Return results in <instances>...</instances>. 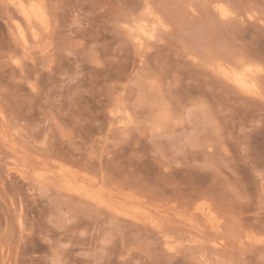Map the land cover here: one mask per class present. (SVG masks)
<instances>
[{"label":"rangeland","instance_id":"obj_1","mask_svg":"<svg viewBox=\"0 0 264 264\" xmlns=\"http://www.w3.org/2000/svg\"><path fill=\"white\" fill-rule=\"evenodd\" d=\"M150 2L166 25L141 50L130 29ZM48 4L53 31L40 40L34 59L16 49L0 19V103L10 140L33 158L55 159L78 172L83 168L80 174L88 172L101 183L108 179L106 187L124 186L151 202H179L186 213L207 199L227 227L219 237L210 233L202 239L173 225L166 234L206 244L167 250L162 235L149 227L78 197L46 189L30 193L33 186L13 171V160L0 145L2 241L15 248L30 232L27 245L36 248L21 253L18 264H200L207 258L209 264H264V246H251L245 238L250 231L264 238V73L263 96L254 98L215 72L219 63L264 68V0ZM218 4L230 17L217 13ZM2 10L0 5L5 17ZM120 109L131 122L128 129L114 119ZM19 192L27 199L24 231L12 223L5 237L11 213L3 201ZM211 240L226 243L215 248Z\"/></svg>","mask_w":264,"mask_h":264},{"label":"bare ground","instance_id":"obj_2","mask_svg":"<svg viewBox=\"0 0 264 264\" xmlns=\"http://www.w3.org/2000/svg\"><path fill=\"white\" fill-rule=\"evenodd\" d=\"M220 2H222V1H220ZM34 4L37 5V8H35V9H33V7H32V5H34ZM0 5L3 8L2 11L3 12L5 11V17H0V19L2 18L3 25H5L7 32H8V35L10 37V40L13 42L16 49L23 51L26 54L25 56L27 58L31 59V58L35 57L34 54H35V51L40 46L39 45L40 40L43 37L45 38V36L49 35L53 31L52 30V19H51V15H50L51 11L49 10L48 0H0ZM21 5L23 7H20ZM145 5H146V3H145ZM152 5L153 4H151V2L147 4L149 14L144 15V18H142V19L138 18L140 20H139V22H138V20L136 21L137 22L136 25H143L145 30L149 33L155 27L156 31L158 33V30L161 29L158 26L161 23H163V25L165 27L166 24L164 23V20L160 16V14L156 12L158 9L156 10L155 9L156 7L154 8ZM215 9L217 10V13H219L224 18H228L231 15V13L228 11V9L223 7V5L220 6L218 4L217 6H215ZM11 12H13L14 15H11ZM129 22L131 23V21H129ZM132 29H136L134 31L136 33V35H134V36L144 41V48H145L146 44H148L149 41L146 40L144 35L136 28V26H135V28H132ZM136 46H137V48L141 49L137 44H136ZM41 52H45V50H42ZM17 56H19V55H17ZM16 65L20 68L21 67V61L16 59ZM249 68L252 69L251 72L246 71V69H249ZM221 69H223V73L221 72ZM215 72L221 79L225 80L227 83H229L230 85L235 87L240 92H242L246 95H249L251 97H254V98H260V97L262 98L263 95H262L261 86L259 84L260 83L259 78L263 75L264 68H261V65L260 66L259 65L254 66V64L248 65L245 63L243 65L240 64V66H237V65L231 66V65H228L226 63H219L215 69ZM225 74H227V76L229 78H226ZM235 75L241 76L243 87L240 84H237L235 82ZM263 98H264V96H263ZM5 111H4V109L0 103V145L2 147H4V150H5V147L8 149V150L6 149V152L9 156V158H11L13 160L11 162V163H13V166H14L13 171L18 173L19 178H21L23 181L28 182V185L30 183V185L33 186L34 190L30 189V191H31L30 193H32V191L36 192L37 189L38 190L40 189V191L42 189H46L48 191H55L56 193L60 192L62 195L63 194L66 196L73 195L74 197H78L79 199H82V200H85L86 202H88V204L89 203L94 204V205L98 206L100 209L102 208L105 211L110 212L109 214L113 213V214L117 215L118 217H122V218H125L128 220H131L135 223L141 224V226L144 225V226L149 227V229H152V231L156 232L157 234L162 235L161 238H162L163 244L165 245L166 249L170 250V251H177L179 248H184V249H189V250H193L194 248L200 249V247L202 248V246H204L206 243H204L205 240H204V242L200 241V240H196L198 237L197 238L195 237L196 239H189L188 238V241L191 240L188 244L185 241L181 242L175 236L176 234H174V236L171 234H166L165 231H166V228H168V227L171 228V226H173V225H177V227H178V225H179V226H181V228L183 227L185 229H187V228L191 229V230L195 231V234H196V232L199 233L196 235L197 236L201 235L202 239L204 236H207V235L209 236L210 233H213V234H211L212 236L214 234H215V236L216 235L218 236L220 233L222 234L223 229L227 227L226 223H225L226 227H224L225 225L223 226L224 218L222 219L218 215L216 208L213 206L214 203L208 202L207 199L205 202H203V203L199 204L197 207H195L191 213H188L190 211H188L186 213L184 211L185 207L183 209L181 206H178V205H180L179 202H178L177 206L175 204L172 206H171V204H170V206H169V204H167V205L159 204L161 201L158 203H155L157 201L151 202V201H149L147 196H146V198L148 200L146 198H144V196L139 195L141 193H138V194L133 193L134 191L133 192H127L128 190L126 191V189H125L126 187H124V186L122 188L125 189V191L123 189L118 190L117 189L118 187L116 189L111 188V186H110V188H111L110 189L109 187L105 186L106 185L105 183H106V181H108V179L106 180V179L101 178L102 181L103 180L105 181L104 183H101L100 181H98V178L97 179L95 178L97 176L90 177L88 175V172L86 174H80L79 172L83 168L78 172V171H76V169L73 170L71 167L63 165L62 163L60 164L59 161L56 162L57 160H55V159H53V160L45 159L46 157L45 158H37L36 156H35L36 158H33L31 156L32 152H31V154H29V152H27L25 150V148L17 146L16 143H14V141L10 140L11 138H14V137H10L11 132L9 133V131H8L9 129H7L8 127L5 123V121H7ZM125 114H127L126 110L124 111V110L120 109L118 112H115L113 114V116H114L115 121L117 123H119L122 126V128L128 129V127L131 126V122H130V120L125 121V117H124V116H126ZM123 117H124V119H123ZM9 141L13 142V144H15L16 146L13 144H12L13 146H10ZM7 143H9V144H7ZM42 153H44V152H42ZM55 157H56V155H55ZM2 160H4V159L2 158V156H0V162ZM12 173L13 172H11V173L9 172V174L7 176L11 175V178H12ZM82 173H83V171H82ZM13 177H14V175H13ZM6 180H9V179H6ZM3 181H4V179H3ZM16 181H17V179H16ZM57 181H59V183H58L59 185H57V184H56L57 186L51 185V183L54 184V182L57 183ZM2 185L3 184H0V186H2ZM115 186H117V185L115 184ZM51 187H53V188H51ZM0 189H1V187H0ZM129 190H131V189L129 188ZM1 191H2V189H1ZM48 191H46V192H48ZM30 193H29V197L32 195ZM36 193H38V192H36ZM0 194H1V192H0ZM144 194L146 195V192ZM25 195H26V193H25ZM154 196L156 198V195H154ZM24 198L25 197H23V194L21 192H19L16 196H13L11 199L8 197V199L5 198L3 201V202H5L4 205L6 204L5 206H7V208H8V209L7 208L6 209L8 210V212L11 213V218L5 217L6 219L4 221V225H3L4 231L3 232H4V235L6 234L5 237H7L8 233H10L12 223H13L12 224L13 226L17 223L18 225H15V226L16 227L19 226L18 228H21L24 231L23 226L25 225V220L27 217V214H26L27 208L25 206V199L26 198L25 199ZM203 198H204V196H203ZM166 199H167V197H166ZM169 199L171 200L172 197ZM1 200H3V199L1 198ZM154 200H157V199H154ZM176 200L180 201L179 199H176ZM191 201H190V203H192ZM33 202H35V201H33ZM165 202H166V200H165ZM196 202L197 201H194L195 204H197ZM168 203H170V202H168ZM195 204H193V205L195 206ZM31 205H33V204H31ZM96 206H94V207H96ZM185 206H187V205H185ZM179 207L182 208L183 211H181L182 209H180ZM67 211L68 210H66L65 212L67 213ZM1 217H3V216H1ZM0 219L2 220V218H0ZM66 219L70 220V218H67V217H66ZM28 224H30V223H28ZM234 224H236V223H234ZM174 227L172 229H174ZM13 228L14 227H12V229ZM170 228H168V229L170 230ZM21 229H20V231H21ZM13 230H15L14 233H16L17 229H13ZM67 230H69V229H67ZM169 230H167V232ZM248 231H250V230H248ZM31 232H33V231H31ZM185 233H188V232H185ZM236 234H238V232H236L235 235L233 234L234 237L236 236ZM180 235H182V234H180ZM239 237H240V235H239ZM2 238H3V233L1 236V232H0V261H1L0 264L1 263L2 264H18L19 259H20L19 255H21V253H23L24 251H26V253H28L29 251L36 249L35 247H28V245H27V244H29L28 243L29 241H27V240L32 239V234H30V232L28 235H26V236L24 235V236H21V238H19L20 240L24 241V242L22 241L23 244L18 243L17 242L18 240L16 241V243H18V244H17V246H15V248L12 247L11 244L8 245V243L3 242ZM245 238H246V242H248L251 246H260V245H262V247L264 246V238H262V236L257 234V232H255V231L248 232L245 235ZM185 239H186V236H185ZM12 240H14V239H12ZM11 241H10V243H11ZM211 241H213V240H211ZM233 241H234V239H233ZM1 242L5 243V244H2ZM30 242H32V241H30ZM211 243L213 244V246L215 248H218V247H222V246L224 247L226 242H223L221 240L219 242L217 240V241H213ZM13 245H15V244H13ZM233 246H235V245H233ZM24 247L25 248L27 247V248L22 250ZM203 248H205V247H203ZM212 249H214V248H212ZM212 251H214V250H212ZM218 251L219 250H217V252ZM193 253L192 254L190 253L191 256L193 255ZM221 253H223V252H221ZM205 254H206V252H205ZM194 256H195V253H194ZM210 258H211V256H210ZM214 258H215V256H214ZM214 258L212 260H214ZM208 259L209 258H207V260L203 261L201 258L200 260H202L204 262V264H209ZM216 260L218 262V259H216ZM203 262H201L200 264H202ZM225 264H227V263H225Z\"/></svg>","mask_w":264,"mask_h":264},{"label":"snow or ice","instance_id":"obj_3","mask_svg":"<svg viewBox=\"0 0 264 264\" xmlns=\"http://www.w3.org/2000/svg\"><path fill=\"white\" fill-rule=\"evenodd\" d=\"M20 7H23L22 5ZM33 9L37 8V5H32ZM149 14V10L148 8L145 6V10L143 12L140 13L141 16L143 15H147ZM135 19V18H134ZM158 27L160 28H163L164 25L163 23H161ZM136 28L144 35V37L146 38V40L148 41H154L156 39H158V34H157V31H156V28L154 27L153 30L149 33L145 30L144 26L143 25H137ZM136 29H130V31H135ZM130 39H134L135 40V43L141 48L143 49L144 48V41L135 37V36H132L130 37ZM246 71L248 72H251L252 69L249 68V69H246ZM221 72L223 73V69H221ZM226 78H229L227 76V74H225ZM235 82L237 84H240L242 87H243V84H242V80H241V76L239 75H235Z\"/></svg>","mask_w":264,"mask_h":264}]
</instances>
